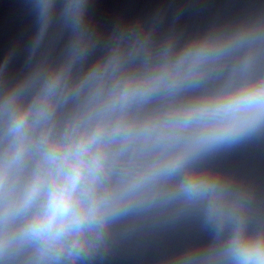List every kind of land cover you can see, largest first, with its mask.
<instances>
[{
  "label": "clouds",
  "instance_id": "9594fccd",
  "mask_svg": "<svg viewBox=\"0 0 264 264\" xmlns=\"http://www.w3.org/2000/svg\"><path fill=\"white\" fill-rule=\"evenodd\" d=\"M53 0H41L45 25ZM61 9L79 28L85 0ZM87 49L38 80L0 93V259L73 264L136 208L179 199L228 229L203 259L264 264V229L250 230L221 179L200 166L264 128V39L259 26L169 46L145 58L117 44L71 69ZM214 75L215 87H206Z\"/></svg>",
  "mask_w": 264,
  "mask_h": 264
}]
</instances>
